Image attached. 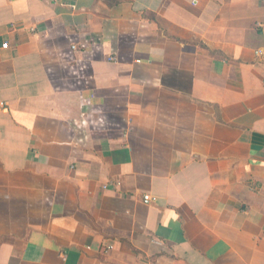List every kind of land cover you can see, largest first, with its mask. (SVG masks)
<instances>
[{
	"label": "crops",
	"instance_id": "1",
	"mask_svg": "<svg viewBox=\"0 0 264 264\" xmlns=\"http://www.w3.org/2000/svg\"><path fill=\"white\" fill-rule=\"evenodd\" d=\"M0 264H264V0H0Z\"/></svg>",
	"mask_w": 264,
	"mask_h": 264
},
{
	"label": "built area",
	"instance_id": "2",
	"mask_svg": "<svg viewBox=\"0 0 264 264\" xmlns=\"http://www.w3.org/2000/svg\"><path fill=\"white\" fill-rule=\"evenodd\" d=\"M4 45L6 46L7 43L5 42ZM153 200H154L153 197L151 195H149V194H146V195L143 196V201L145 203H148V202L153 201Z\"/></svg>",
	"mask_w": 264,
	"mask_h": 264
}]
</instances>
